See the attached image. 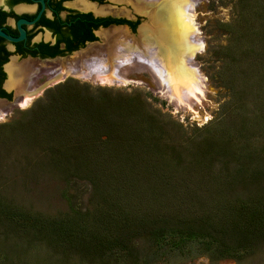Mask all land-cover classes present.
<instances>
[{
    "label": "rangeland",
    "instance_id": "obj_1",
    "mask_svg": "<svg viewBox=\"0 0 264 264\" xmlns=\"http://www.w3.org/2000/svg\"><path fill=\"white\" fill-rule=\"evenodd\" d=\"M193 2L202 49L191 61L204 80L203 95L198 102L191 99V106L207 119L201 121L193 108L169 102L135 56L126 64L113 65L128 79L125 83L110 79L104 61L85 67L86 74L80 66L63 68L62 73L56 67L52 73L43 71L31 78L28 91L20 92L19 106L0 115V200L6 206L46 219L105 210L97 180L105 172L96 171L87 160L78 162L72 148L65 149L54 132L55 125L46 130V121L35 119L41 109L70 94L76 95L82 109L104 114L147 143L151 162L160 174L173 177L175 189L179 177L192 174L208 180L212 201L230 203L236 212L245 202L264 203V0ZM142 29L153 32L144 14L138 31ZM107 42L96 47L114 53L117 39ZM84 51L72 56L82 58ZM43 81L47 85L39 89ZM131 245L140 264H264V237L232 256L213 255L196 243L181 252L170 245L160 249L141 229L133 232ZM0 264L113 263L64 255L43 238L15 230L5 216L0 217Z\"/></svg>",
    "mask_w": 264,
    "mask_h": 264
},
{
    "label": "trees",
    "instance_id": "obj_2",
    "mask_svg": "<svg viewBox=\"0 0 264 264\" xmlns=\"http://www.w3.org/2000/svg\"><path fill=\"white\" fill-rule=\"evenodd\" d=\"M70 95L51 102L35 119L46 121V130L55 125L54 132L78 162L87 160L96 171L105 172L97 179L105 210L46 219L0 200V217L8 216L15 230L43 238L64 255L113 264H140L131 245L136 229L146 230L157 248L170 245L181 252L196 243L216 256L235 255L264 237V203L245 202L236 212L230 203L212 201L208 180L192 174L175 180V189L173 177L160 174L151 162L147 143L104 114L82 109L76 95Z\"/></svg>",
    "mask_w": 264,
    "mask_h": 264
},
{
    "label": "bare ground",
    "instance_id": "obj_3",
    "mask_svg": "<svg viewBox=\"0 0 264 264\" xmlns=\"http://www.w3.org/2000/svg\"><path fill=\"white\" fill-rule=\"evenodd\" d=\"M92 7L94 8V6ZM107 7L105 6V13L108 11ZM103 8L98 9L100 13H102ZM133 8L137 13L148 16L153 32L142 29V36L137 42L132 37H128L130 34L125 35L128 31H125V33L124 31L121 32L119 27L110 28V30L105 31L104 35L105 41H108L106 45H110L113 38L117 39L114 53L109 52L105 47L100 49L95 46L91 52L83 50L86 52V54L83 53L86 55L82 57L83 59L81 55L80 57L77 56V61H75L76 57L72 56V58H65L67 61H64L65 59L54 60L53 65L57 63L55 69H60V73H62L63 68H70L71 70L79 64L81 69L87 70L85 68L86 64L90 63L89 65H91L96 60L97 62L104 61L103 64L109 66L108 75L110 79L125 83L128 79L123 75H119L113 65L116 62L126 64L135 56L142 63L145 70L151 73L160 94L165 96L169 102L174 101L179 106L188 109L193 108L191 99H196L197 102L200 100L199 96L203 95L201 82L204 80L191 61L194 54L202 49V42L198 39L196 23L194 22L193 0H138ZM159 23L162 24L160 30L157 27ZM90 49L91 47L88 48V50ZM102 49L103 52L105 51V55L101 51ZM135 51L137 54H134ZM47 64L45 61L36 62L33 60L15 64L13 60L6 66V68L8 67L6 89L14 88L18 93L28 91L27 86L31 78L37 77L39 70L45 68ZM92 70L100 72L97 68H92ZM21 75H24V77L29 75L27 81L21 80ZM56 79H59V77ZM21 84H24V87ZM29 101L30 98L22 102L21 105L27 104ZM3 106L4 103L0 101V115L3 114ZM192 112L201 121L207 119L206 116H199L194 108Z\"/></svg>",
    "mask_w": 264,
    "mask_h": 264
},
{
    "label": "flooded vegetation",
    "instance_id": "obj_4",
    "mask_svg": "<svg viewBox=\"0 0 264 264\" xmlns=\"http://www.w3.org/2000/svg\"><path fill=\"white\" fill-rule=\"evenodd\" d=\"M137 2L0 0V98L12 100L14 96H23L16 93L14 88L6 89L4 86L8 78L6 66L13 60L15 64H20L26 60L36 61L37 58L68 56L90 47L105 45L104 34L110 28L119 27L121 32L128 31L125 32V35L130 34L128 37L139 40L141 30L138 31V26L142 14L133 8ZM105 6H108L106 13ZM101 7H104L102 13L98 10ZM77 66L79 64L75 68ZM55 67L56 64L48 63L39 70V76L43 71L52 73L50 69ZM27 77L29 75H21V80L27 81Z\"/></svg>",
    "mask_w": 264,
    "mask_h": 264
},
{
    "label": "water",
    "instance_id": "obj_5",
    "mask_svg": "<svg viewBox=\"0 0 264 264\" xmlns=\"http://www.w3.org/2000/svg\"><path fill=\"white\" fill-rule=\"evenodd\" d=\"M75 53H78V52H74L73 54H70V55H68V56H58V57H54V58H45V59H35L36 61H45V62H47V63H52L53 64V62H54V60L55 61H58L59 59H65V58H68V57H70V56H72V55H74ZM57 64V63H56ZM64 77H66V76H63L62 78H64ZM45 81H43L41 84H39L40 86L38 87L39 89H41V88H44L47 84H43ZM43 84V85H42ZM22 98H23V96L22 95H20L19 97H16V96H14L13 98H12V100H8V99H6V98H0V101L1 102H3L4 103V106H3V114H7L13 107H18L19 105H18V102L20 101V100H22Z\"/></svg>",
    "mask_w": 264,
    "mask_h": 264
}]
</instances>
